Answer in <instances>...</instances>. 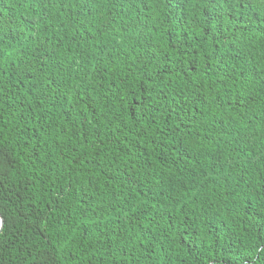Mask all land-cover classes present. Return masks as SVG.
<instances>
[{
	"label": "trees",
	"instance_id": "16d2710c",
	"mask_svg": "<svg viewBox=\"0 0 264 264\" xmlns=\"http://www.w3.org/2000/svg\"><path fill=\"white\" fill-rule=\"evenodd\" d=\"M0 264H264V0H0Z\"/></svg>",
	"mask_w": 264,
	"mask_h": 264
},
{
	"label": "water",
	"instance_id": "95a60500",
	"mask_svg": "<svg viewBox=\"0 0 264 264\" xmlns=\"http://www.w3.org/2000/svg\"><path fill=\"white\" fill-rule=\"evenodd\" d=\"M4 223H5V219L4 217L2 216V214L0 213V233L4 227Z\"/></svg>",
	"mask_w": 264,
	"mask_h": 264
}]
</instances>
